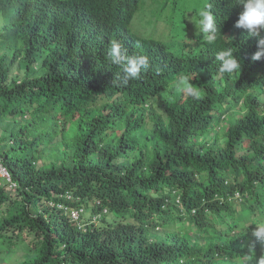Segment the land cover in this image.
I'll list each match as a JSON object with an SVG mask.
<instances>
[{
    "label": "trees",
    "instance_id": "obj_1",
    "mask_svg": "<svg viewBox=\"0 0 264 264\" xmlns=\"http://www.w3.org/2000/svg\"><path fill=\"white\" fill-rule=\"evenodd\" d=\"M139 4L0 0V158L16 185L14 195L0 186V252L25 243L31 255L19 264H240L249 248L257 264L264 255L252 236L264 224V58L221 72L214 54L191 53L202 35L175 9L169 31L184 34L172 37L173 53L188 80L206 70L207 97L168 96L162 76L110 81L88 50L109 45L112 22ZM95 17L107 24L101 41L82 31ZM143 41L166 51L163 40Z\"/></svg>",
    "mask_w": 264,
    "mask_h": 264
},
{
    "label": "clouds",
    "instance_id": "obj_2",
    "mask_svg": "<svg viewBox=\"0 0 264 264\" xmlns=\"http://www.w3.org/2000/svg\"><path fill=\"white\" fill-rule=\"evenodd\" d=\"M143 2L139 0V6L128 11L123 19L120 16L113 21L109 45L99 43L93 46L88 50L89 56L97 59L96 66L103 69L110 81L116 79V72L123 78L124 84L129 80L137 84L142 79L153 80L162 76L170 82L169 89L164 94L173 96L182 91L190 94L197 102L204 99L210 85H203L199 80L206 76V70L194 74L196 79L188 80L185 77L187 67L175 57L182 53H173L174 45L179 44V40H163L162 43L166 42V51L153 52L143 39L155 38L144 36L133 29L132 21ZM190 22L202 35L195 41L196 52L191 53L196 56L214 54L221 72L240 71L244 60L252 64L264 58V0H213L211 8L205 6L199 11L195 23L192 19ZM105 26V19L95 17L82 31L90 40L101 41ZM158 27L156 21V32L162 34ZM200 68L196 64L195 70L190 69V72H196ZM216 79L220 81L219 78ZM255 226L252 236L257 241L264 242V224ZM255 258L254 248H249V254L240 255V264H252ZM257 264H264V255L258 259Z\"/></svg>",
    "mask_w": 264,
    "mask_h": 264
},
{
    "label": "rangeland",
    "instance_id": "obj_3",
    "mask_svg": "<svg viewBox=\"0 0 264 264\" xmlns=\"http://www.w3.org/2000/svg\"><path fill=\"white\" fill-rule=\"evenodd\" d=\"M202 0H144L143 5L136 13L133 21L132 27L134 30L140 34L152 37L155 39L166 40L171 39L174 36L181 37L179 35L184 34L180 31L176 34V30L169 31L173 26L172 17L174 10L187 12V18L192 19V15L199 11V5ZM167 18L166 22L163 23L161 19ZM186 18V20H187ZM156 21H160L168 28L163 26L165 30L162 34L156 32ZM184 38V37H182ZM4 124L0 125V135L2 134ZM10 195H14L15 192L7 189ZM92 210L89 208L83 213V222L86 223L92 217ZM111 222V218L107 219ZM31 253L28 251L27 245L24 243H18L16 246L12 247L9 251L0 252V264H19L23 260L27 259Z\"/></svg>",
    "mask_w": 264,
    "mask_h": 264
},
{
    "label": "built area",
    "instance_id": "obj_4",
    "mask_svg": "<svg viewBox=\"0 0 264 264\" xmlns=\"http://www.w3.org/2000/svg\"><path fill=\"white\" fill-rule=\"evenodd\" d=\"M6 185L7 189L14 191L16 185L11 181L9 173L6 168L3 166L2 160L0 158V186ZM73 220L77 221L79 218V213L77 211L72 212Z\"/></svg>",
    "mask_w": 264,
    "mask_h": 264
}]
</instances>
